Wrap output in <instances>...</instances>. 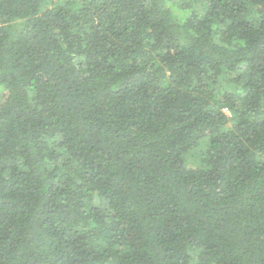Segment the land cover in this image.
Wrapping results in <instances>:
<instances>
[{
    "label": "trees",
    "instance_id": "16d2710c",
    "mask_svg": "<svg viewBox=\"0 0 264 264\" xmlns=\"http://www.w3.org/2000/svg\"><path fill=\"white\" fill-rule=\"evenodd\" d=\"M0 264H264V0H0Z\"/></svg>",
    "mask_w": 264,
    "mask_h": 264
},
{
    "label": "rangeland",
    "instance_id": "374dc122",
    "mask_svg": "<svg viewBox=\"0 0 264 264\" xmlns=\"http://www.w3.org/2000/svg\"><path fill=\"white\" fill-rule=\"evenodd\" d=\"M224 112H226V113H227V111H226V110H224Z\"/></svg>",
    "mask_w": 264,
    "mask_h": 264
}]
</instances>
